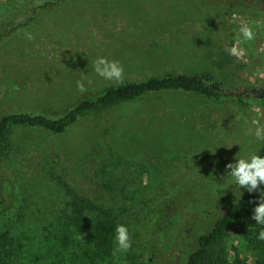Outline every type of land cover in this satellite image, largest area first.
Here are the masks:
<instances>
[{"label":"rangeland","instance_id":"374dc122","mask_svg":"<svg viewBox=\"0 0 264 264\" xmlns=\"http://www.w3.org/2000/svg\"><path fill=\"white\" fill-rule=\"evenodd\" d=\"M234 46L240 56L230 54ZM99 57L123 65L121 82L95 72ZM180 73H210L224 94H147L86 112L63 133L11 128L0 163L10 185L0 194V233L10 238L0 264H141L145 248L151 264H185L239 197L226 164L264 143L253 123L264 124V0H0V119L61 117L108 86ZM77 198L96 204L78 224ZM165 202L167 219L152 234L146 215ZM104 217L127 226V252L115 251L116 234L109 253L85 237ZM241 230L216 246L225 264L262 257Z\"/></svg>","mask_w":264,"mask_h":264},{"label":"trees","instance_id":"16d2710c","mask_svg":"<svg viewBox=\"0 0 264 264\" xmlns=\"http://www.w3.org/2000/svg\"><path fill=\"white\" fill-rule=\"evenodd\" d=\"M173 90L195 92L214 99L224 94L223 84L210 73L166 74L151 76L142 81H125L108 86L100 95L81 100L61 117L24 111L9 113L0 119V163L8 154L11 145L10 131L13 126L43 127L52 132L63 133L86 112L97 111L121 101L135 100L147 94ZM258 155L264 156V143ZM236 187L239 190L238 199L227 206L225 212L207 233L198 237L197 247L189 254L185 264H225L227 260L222 254H216L215 249L220 239L236 225L242 226L241 233L245 239L262 254L255 264H264V240L257 238L259 231L264 230V226L257 225L256 221L251 218L254 207L259 203L260 192L250 193L237 184ZM260 188H264V185H260ZM9 192L10 185L0 178V194L5 197ZM166 204L168 203H162L147 213L145 228L148 232L154 234L161 229L168 216ZM74 205L77 211L74 217L76 224L83 222L82 215L85 210L91 211L96 207L94 202L80 198L74 201ZM116 226L115 219L104 217L97 219L90 231L85 229L84 234L96 250L109 253L113 248ZM9 241L7 232L0 233V256L6 250ZM139 257L141 264H151L147 248L143 249Z\"/></svg>","mask_w":264,"mask_h":264},{"label":"clouds","instance_id":"9594fccd","mask_svg":"<svg viewBox=\"0 0 264 264\" xmlns=\"http://www.w3.org/2000/svg\"><path fill=\"white\" fill-rule=\"evenodd\" d=\"M240 33L247 41L255 38V32L248 24H242ZM24 36L28 40H33L35 37L25 32ZM230 54L240 56L242 52L235 46L229 49ZM95 72L105 80L121 82L124 78V67L117 60H109L106 57H99L94 63ZM86 79V78H85ZM77 89L79 92L84 93L87 88L83 80H78ZM92 81L88 80V84ZM255 124L254 135L257 140H264V124L258 121H253ZM250 134H253L250 132ZM226 169H229L227 175L234 179V182L242 189H247L248 192L259 191V203L256 204L253 210L252 219L256 221L257 225L264 226V156L258 154H251L248 158H235V162L226 164ZM116 243L117 252H127L131 246V236L126 225L119 224L116 227ZM258 239L264 240V230L259 231ZM83 239V236L80 237Z\"/></svg>","mask_w":264,"mask_h":264}]
</instances>
